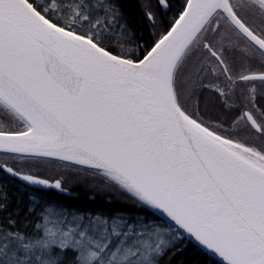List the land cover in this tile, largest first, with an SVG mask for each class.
<instances>
[{
	"label": "snow or ice",
	"instance_id": "obj_1",
	"mask_svg": "<svg viewBox=\"0 0 264 264\" xmlns=\"http://www.w3.org/2000/svg\"><path fill=\"white\" fill-rule=\"evenodd\" d=\"M0 264H264V0H0Z\"/></svg>",
	"mask_w": 264,
	"mask_h": 264
},
{
	"label": "trees",
	"instance_id": "obj_2",
	"mask_svg": "<svg viewBox=\"0 0 264 264\" xmlns=\"http://www.w3.org/2000/svg\"><path fill=\"white\" fill-rule=\"evenodd\" d=\"M55 172H53V175ZM66 193L59 194L51 192L46 195V199L63 205L83 206L89 202V190L83 185L73 184L71 182L65 184Z\"/></svg>",
	"mask_w": 264,
	"mask_h": 264
},
{
	"label": "flooded vegetation",
	"instance_id": "obj_3",
	"mask_svg": "<svg viewBox=\"0 0 264 264\" xmlns=\"http://www.w3.org/2000/svg\"><path fill=\"white\" fill-rule=\"evenodd\" d=\"M56 193H59V192H56ZM59 194H63V193H59Z\"/></svg>",
	"mask_w": 264,
	"mask_h": 264
}]
</instances>
